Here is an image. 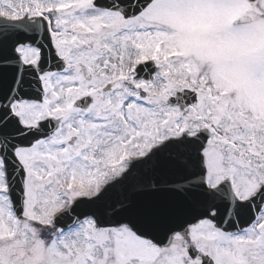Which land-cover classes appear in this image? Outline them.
Segmentation results:
<instances>
[{"label":"snow or ice","instance_id":"obj_1","mask_svg":"<svg viewBox=\"0 0 264 264\" xmlns=\"http://www.w3.org/2000/svg\"><path fill=\"white\" fill-rule=\"evenodd\" d=\"M0 264H264V0H0Z\"/></svg>","mask_w":264,"mask_h":264}]
</instances>
